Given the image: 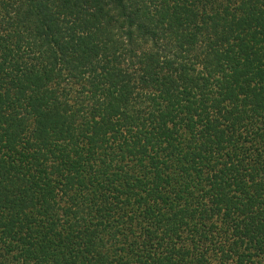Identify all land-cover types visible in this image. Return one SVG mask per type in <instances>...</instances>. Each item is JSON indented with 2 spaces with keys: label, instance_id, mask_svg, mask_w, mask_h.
<instances>
[{
  "label": "trees",
  "instance_id": "obj_1",
  "mask_svg": "<svg viewBox=\"0 0 264 264\" xmlns=\"http://www.w3.org/2000/svg\"><path fill=\"white\" fill-rule=\"evenodd\" d=\"M0 264H264V0H0Z\"/></svg>",
  "mask_w": 264,
  "mask_h": 264
}]
</instances>
